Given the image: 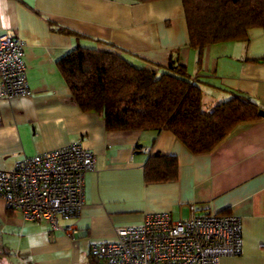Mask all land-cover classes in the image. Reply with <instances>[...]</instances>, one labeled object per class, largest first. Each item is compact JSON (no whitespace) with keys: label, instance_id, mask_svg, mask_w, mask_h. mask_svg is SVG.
<instances>
[{"label":"crops","instance_id":"1","mask_svg":"<svg viewBox=\"0 0 264 264\" xmlns=\"http://www.w3.org/2000/svg\"><path fill=\"white\" fill-rule=\"evenodd\" d=\"M9 32L24 43L31 95L0 103V170L74 143L95 164L81 214L62 222L77 236L26 221L0 199V264H90L91 247L115 241L118 229L157 213L188 219L192 207L197 215L241 219L242 252L220 264H264V29L249 30L247 41L208 46L200 65L181 0H0V37ZM78 47L146 70L182 65L202 91L205 112L239 93L259 105L262 118L239 124L202 155L167 131L108 132L101 115L81 111L57 68ZM157 153L177 156L176 181L145 183L144 165Z\"/></svg>","mask_w":264,"mask_h":264},{"label":"trees","instance_id":"2","mask_svg":"<svg viewBox=\"0 0 264 264\" xmlns=\"http://www.w3.org/2000/svg\"><path fill=\"white\" fill-rule=\"evenodd\" d=\"M181 1L198 65L208 46L247 41L249 30L264 29V0ZM56 65L81 111L101 115L108 132L167 131L194 155L211 153L239 124L262 118L259 105L239 93L205 112L200 87L174 62L146 70L119 54L78 47ZM178 174L175 155H152L143 168L146 184L174 182Z\"/></svg>","mask_w":264,"mask_h":264},{"label":"built area","instance_id":"3","mask_svg":"<svg viewBox=\"0 0 264 264\" xmlns=\"http://www.w3.org/2000/svg\"><path fill=\"white\" fill-rule=\"evenodd\" d=\"M25 46L14 32L0 37V103L29 97ZM95 155L81 144L27 157L0 170V199L29 222L77 236L62 222L76 219L85 205V176ZM242 223L235 215H197L172 221L167 213L147 216L138 227L117 230L115 241L94 244L91 256L103 264H220L242 252Z\"/></svg>","mask_w":264,"mask_h":264},{"label":"water","instance_id":"4","mask_svg":"<svg viewBox=\"0 0 264 264\" xmlns=\"http://www.w3.org/2000/svg\"><path fill=\"white\" fill-rule=\"evenodd\" d=\"M263 113H261V117H262Z\"/></svg>","mask_w":264,"mask_h":264},{"label":"rangeland","instance_id":"5","mask_svg":"<svg viewBox=\"0 0 264 264\" xmlns=\"http://www.w3.org/2000/svg\"><path fill=\"white\" fill-rule=\"evenodd\" d=\"M101 264H103V263H101Z\"/></svg>","mask_w":264,"mask_h":264}]
</instances>
